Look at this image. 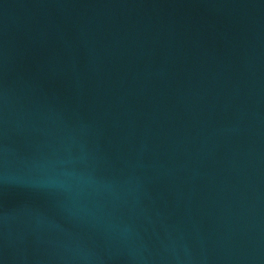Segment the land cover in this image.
Instances as JSON below:
<instances>
[{
	"label": "water",
	"instance_id": "obj_1",
	"mask_svg": "<svg viewBox=\"0 0 264 264\" xmlns=\"http://www.w3.org/2000/svg\"><path fill=\"white\" fill-rule=\"evenodd\" d=\"M0 264H264V0H0Z\"/></svg>",
	"mask_w": 264,
	"mask_h": 264
}]
</instances>
